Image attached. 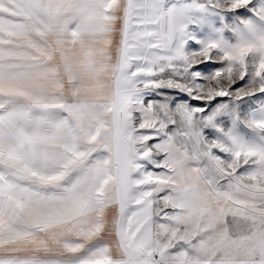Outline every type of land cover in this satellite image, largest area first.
<instances>
[{
    "label": "snow or ice",
    "instance_id": "1",
    "mask_svg": "<svg viewBox=\"0 0 264 264\" xmlns=\"http://www.w3.org/2000/svg\"><path fill=\"white\" fill-rule=\"evenodd\" d=\"M0 264H264V0H0Z\"/></svg>",
    "mask_w": 264,
    "mask_h": 264
}]
</instances>
